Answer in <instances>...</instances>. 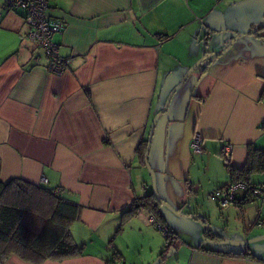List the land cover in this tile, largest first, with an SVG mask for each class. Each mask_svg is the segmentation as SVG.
<instances>
[{
	"label": "crops",
	"instance_id": "0c3cea01",
	"mask_svg": "<svg viewBox=\"0 0 264 264\" xmlns=\"http://www.w3.org/2000/svg\"><path fill=\"white\" fill-rule=\"evenodd\" d=\"M7 1L0 0V179L59 187L82 206L70 233L83 253L41 264L121 257L108 236L121 210L152 184L136 153L140 141L149 140L158 195L194 223V211H186L196 190L194 155L202 163L208 155L206 169L212 158L220 163L212 165L211 194L229 182L218 157L224 144L237 168L249 145L264 149V36L246 34L264 21V0H48V14L65 22L53 37L69 59L61 74L48 71L43 51L25 37L27 27ZM205 43L208 63L177 87L204 57ZM195 132L203 137L200 155L190 149ZM254 176L261 196L237 207L246 223L231 237L246 244H229L250 256L200 250L201 227L193 226L197 243L189 241L160 204L163 226L177 241L158 264H264V174ZM148 216L138 211L134 225L161 232ZM149 246L150 258H158L164 245ZM4 264L32 263L11 255Z\"/></svg>",
	"mask_w": 264,
	"mask_h": 264
},
{
	"label": "trees",
	"instance_id": "16d2710c",
	"mask_svg": "<svg viewBox=\"0 0 264 264\" xmlns=\"http://www.w3.org/2000/svg\"><path fill=\"white\" fill-rule=\"evenodd\" d=\"M15 12L22 17L20 11ZM251 26L252 28L246 34L259 35L260 38L264 36V21ZM169 37L165 35L164 38L168 39ZM204 50L201 63L205 61L206 64L209 60L205 56L207 53L206 43ZM148 144V139L142 140L136 148V153L141 161L145 160L148 153ZM224 166L229 175V182L218 189L237 184L244 186L243 190L239 189V192L235 194L231 204L242 208L243 205L251 203L261 196V194L255 193V190L260 186L252 182V177L264 174V149L249 145L246 161L241 168L232 166L230 161L224 162ZM63 192L62 188H48L23 178H12L8 181L0 179V264H4L11 255L18 256L32 264H41L46 260H62L83 253V246L75 243L70 233L71 225L80 218L82 206ZM215 203L222 209L217 202ZM160 207V203L155 199L151 189H147L141 197H135L121 210L120 223L116 228V233L122 230L124 223L132 219L140 210H144L149 216H152L155 224L164 225ZM196 219L202 225V236L197 246L200 250L222 256L251 255L249 251L235 250L230 245L222 247V244L218 243H221L223 236L213 231L206 218L201 216ZM169 230L171 233L165 236V243L160 251L159 258L161 260L170 247H175L177 241L175 232ZM171 235L175 236V240L171 239ZM111 242L112 240L109 241L110 244ZM118 258L117 252H114L112 257L106 260V264H114Z\"/></svg>",
	"mask_w": 264,
	"mask_h": 264
},
{
	"label": "rangeland",
	"instance_id": "374dc122",
	"mask_svg": "<svg viewBox=\"0 0 264 264\" xmlns=\"http://www.w3.org/2000/svg\"><path fill=\"white\" fill-rule=\"evenodd\" d=\"M192 153L199 154L193 151ZM207 156L208 155L204 157L203 163L198 160V155H194L193 157L197 164L192 167L191 178L195 181L196 190H194L193 196H191L193 199L188 203L186 211H194L193 213H189L191 216H202L206 218L209 226L215 231V233L223 236L226 241L238 242L239 240L232 238L237 236L238 229L242 231L246 221L242 218L239 209L233 204L230 205V209L226 208L222 210L217 206L215 201L211 200L209 191L212 189V183L210 181V177L213 173L212 167L218 166L220 163L216 159L212 158L211 167L208 165L206 169L205 162L206 160L209 161V157L207 158ZM218 157L224 165L225 161L223 157H221L220 154H218ZM254 179L257 180V175L254 176ZM150 183L151 181L147 182L149 188L152 187V184L150 185ZM167 214L169 215L167 222L171 224L177 232L179 231V233H182L181 235L189 234L183 236L186 239H189V241L197 243L198 236L194 237L192 234H194L193 226H200L202 229V225L199 220L195 219L197 223H194L191 219L185 216H179L178 213L170 211ZM246 217L247 216L245 215V218ZM135 220V218L127 220L124 223L122 230L118 233H116V226V228L112 230L108 236V239L112 240L111 244L114 245L121 253V257H119L116 262L119 264H154L157 258H154L155 255L150 258L148 251L150 247L149 243H152L153 245L154 243L155 245L161 244L163 246L165 236L153 226L150 227L151 229L140 231L137 226L134 225ZM118 223H120V221ZM221 246L225 247L229 246V244L228 242H224Z\"/></svg>",
	"mask_w": 264,
	"mask_h": 264
},
{
	"label": "built area",
	"instance_id": "2783aa9c",
	"mask_svg": "<svg viewBox=\"0 0 264 264\" xmlns=\"http://www.w3.org/2000/svg\"><path fill=\"white\" fill-rule=\"evenodd\" d=\"M48 0H8L7 8L12 11H20L22 20L27 30L25 37L28 38L37 48L41 49L47 60V69L53 74H61L68 67L69 59H64L59 52L58 46L53 42L54 34L61 33L65 28V22L62 19L52 17L48 14ZM190 149L195 153H201L203 149V137L200 133L195 132L190 141ZM232 147L224 144L221 148L220 156L225 162L231 158ZM244 189L241 184L231 185L227 188L216 189L210 194L211 200L217 202L222 209L227 208L235 194ZM255 193L261 194V189L255 190ZM148 220L160 229L164 236L170 235V230L161 225L155 224L152 216ZM172 236V235H171ZM175 236H172V240ZM119 264V263H114Z\"/></svg>",
	"mask_w": 264,
	"mask_h": 264
},
{
	"label": "water",
	"instance_id": "95a60500",
	"mask_svg": "<svg viewBox=\"0 0 264 264\" xmlns=\"http://www.w3.org/2000/svg\"><path fill=\"white\" fill-rule=\"evenodd\" d=\"M201 63V60H199L197 63H195L191 68H189V70L186 72V74L184 75V77L181 79L180 83L177 85V87H179L183 82L184 80L187 78V76L196 68V66H198L199 64ZM176 87V88H177ZM175 88V89H176ZM174 89V90H175ZM174 90L172 91V93L174 92ZM172 93L169 95L168 97V100L163 108V111L167 108V105L169 103V100L172 96ZM158 115L155 117V119L153 120L152 122V125H151V129H150V133L152 132L153 128H154V125H155V122H156V119H157ZM149 139H150V134H149ZM148 157H147V154L145 156V166L147 167V169L150 171L151 173V177H152V187H151V191L152 193L154 194V197L155 199L163 206H165L166 208H168L169 210H171L172 212H175L176 213V208L172 205H170L168 202H166L165 200H163L157 193V189H156V184H155V178H154V171L152 170V168L150 167L149 163H148ZM214 231V230H213ZM215 232V231H214ZM224 242H228V244L230 245H234V244H239V245H245L246 242L245 241H238V242H229V241H226L225 238L222 239L221 243H218V244H223ZM174 251V248L173 247H170L168 249V252L166 254V256H169L172 252ZM161 261V258H157L156 262L154 264H158L159 262Z\"/></svg>",
	"mask_w": 264,
	"mask_h": 264
}]
</instances>
